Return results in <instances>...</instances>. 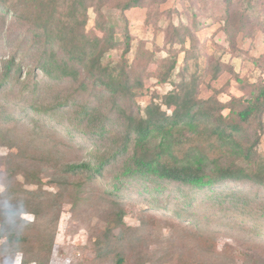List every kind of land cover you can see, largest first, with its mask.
<instances>
[{
  "label": "trees",
  "instance_id": "1",
  "mask_svg": "<svg viewBox=\"0 0 264 264\" xmlns=\"http://www.w3.org/2000/svg\"><path fill=\"white\" fill-rule=\"evenodd\" d=\"M112 1L0 0V147L21 158L0 176V264H50L64 206L77 216L90 203L100 210L83 248L90 264H146L166 227L163 256L178 252L175 264L235 261L220 236L264 264V82L201 48L195 14L193 27L166 20L163 47L149 48L126 12L167 0ZM180 1L222 21L236 51L237 37L264 31V0ZM226 70L243 91L228 101L211 86ZM49 172L54 193L41 184ZM132 203L147 208L136 225Z\"/></svg>",
  "mask_w": 264,
  "mask_h": 264
},
{
  "label": "rangeland",
  "instance_id": "2",
  "mask_svg": "<svg viewBox=\"0 0 264 264\" xmlns=\"http://www.w3.org/2000/svg\"><path fill=\"white\" fill-rule=\"evenodd\" d=\"M117 0L112 1L114 3ZM187 5V4H185ZM189 6V5H187ZM189 7H187L188 9ZM157 14L156 18L149 16L150 12ZM187 13L186 8L183 7V3L180 0H167L166 2L157 3L153 7L145 8H135L126 12L129 19L131 31L133 35L138 40H144L147 42L149 48H154L156 44L159 48H162L165 43L164 32H158V27H163V24L167 21H173L178 24L182 19L184 22L190 26H195V17L197 22H201V30L196 32L198 36L201 48H208L210 54H214L216 57L223 56V61L230 63L232 69L240 74L241 77L249 80V82H264V31H259L254 37L242 38L240 35L237 37L235 46H237L238 51H236L231 42L228 39V35L223 29L224 24L220 20H216L215 15H204L197 4L194 6V11H188V17H181L177 13ZM264 16V15H263ZM94 18V15L92 14ZM189 45V43L187 44ZM156 49V48H155ZM113 60H117L119 53L112 52ZM161 54H165L164 51ZM158 56H160L158 54ZM108 57V56H107ZM183 54L180 56V64L183 62ZM108 61V58H106ZM210 81V76L207 77L206 82ZM147 85L151 87L152 90H158L160 93H164L167 89L157 87L155 81H147ZM211 86L220 90L223 93L221 96L222 100L228 101L232 95L240 96L243 92L239 87V84L235 81L231 71L226 70L218 80L211 82ZM202 97L207 99L212 95V90L207 84H202ZM148 99L140 102L143 107L146 106ZM264 124V115H263ZM256 134L251 135L252 142L256 140ZM258 150L264 154V135L261 136V140L258 144ZM17 150H9L6 147H0V176L5 177L9 172V168L12 166L13 162L19 161L21 158H17ZM30 167V166H27ZM53 173L49 172L43 174L41 177L42 186L49 192L54 193L56 187L51 186ZM101 190H105L108 187H103V185H98ZM32 189H37L36 186L31 187ZM94 190L91 192H86L85 189L79 190L81 194L84 195L85 200L96 201L101 198V191ZM1 191L2 188H1ZM254 191V190H252ZM96 205H86L83 207L81 213L77 216L72 212V205L66 204L64 206V212L61 216L60 226L58 231V236L56 239L55 254L50 262V264H90L88 260L93 259L94 253L91 249L84 250L83 248L89 244L90 231L93 228L94 218L96 220L100 217V210H97ZM147 209L144 205H137L132 203L131 210L133 213L129 214L126 218V222L129 225H136V216L141 213L142 210ZM94 217V218H93ZM27 220H33L32 215H25ZM160 243L153 245L149 248L144 257L146 259V264L153 263H165V264H175L178 260L179 253L174 252L172 254H167V257L163 256L165 249L167 248L166 241L173 240V236L170 229H164L159 234ZM1 243V240H0ZM164 243V245H162ZM218 245L220 250L224 251L226 254H231L235 256V261L229 264H252V259L259 258V254L247 249L244 245L239 244L234 239L220 236L218 239ZM226 251V252H225ZM165 258V259H163ZM248 260L246 263L245 261ZM21 256H17L14 264H20Z\"/></svg>",
  "mask_w": 264,
  "mask_h": 264
}]
</instances>
